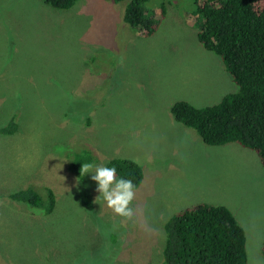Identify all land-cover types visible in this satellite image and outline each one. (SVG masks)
Listing matches in <instances>:
<instances>
[{"label":"rangeland","instance_id":"obj_1","mask_svg":"<svg viewBox=\"0 0 264 264\" xmlns=\"http://www.w3.org/2000/svg\"><path fill=\"white\" fill-rule=\"evenodd\" d=\"M162 0H150V7ZM151 37L125 21L126 3L0 0V264H161L165 222L198 203L227 206L246 231L249 264H264V168L237 143L205 144L178 123L179 100L197 107L237 91L222 58L200 43L194 0H164ZM72 148L96 165L131 158L145 178L116 215L91 173L70 170ZM94 172V169H92ZM50 187L55 210L35 213L8 194Z\"/></svg>","mask_w":264,"mask_h":264},{"label":"trees","instance_id":"obj_2","mask_svg":"<svg viewBox=\"0 0 264 264\" xmlns=\"http://www.w3.org/2000/svg\"><path fill=\"white\" fill-rule=\"evenodd\" d=\"M77 1L44 0L59 10L71 9ZM110 1L126 3L124 19L143 37L154 35L167 16L164 0L154 7H150V0ZM194 6L189 17L200 24V43L222 58L237 91L206 107L179 100L171 112L178 123L195 129L205 144H240L254 151L264 168V0H194ZM18 129L12 119L0 127V134H14ZM66 157L69 170L85 184L81 166L95 164L96 153L90 148H72ZM107 166H114L117 176L132 180L136 189L145 178L143 166L131 158H113ZM41 190L30 185L8 197L47 215L55 210L56 194L50 187ZM164 230L161 264H249L246 231L225 205L186 207L165 222Z\"/></svg>","mask_w":264,"mask_h":264},{"label":"clouds","instance_id":"obj_3","mask_svg":"<svg viewBox=\"0 0 264 264\" xmlns=\"http://www.w3.org/2000/svg\"><path fill=\"white\" fill-rule=\"evenodd\" d=\"M94 169V172L92 171ZM81 174L91 173V180L96 183V191L106 206L116 215L130 218L133 214L129 206L134 199L136 186L132 180L117 176V169L108 166L85 163Z\"/></svg>","mask_w":264,"mask_h":264}]
</instances>
